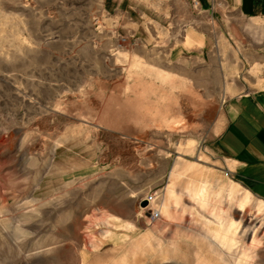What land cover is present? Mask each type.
Returning <instances> with one entry per match:
<instances>
[{
	"label": "rangeland",
	"instance_id": "obj_1",
	"mask_svg": "<svg viewBox=\"0 0 264 264\" xmlns=\"http://www.w3.org/2000/svg\"><path fill=\"white\" fill-rule=\"evenodd\" d=\"M208 6L0 0V264H264L216 143L264 91V18Z\"/></svg>",
	"mask_w": 264,
	"mask_h": 264
},
{
	"label": "crops",
	"instance_id": "obj_2",
	"mask_svg": "<svg viewBox=\"0 0 264 264\" xmlns=\"http://www.w3.org/2000/svg\"><path fill=\"white\" fill-rule=\"evenodd\" d=\"M208 4L209 13L264 18V0H208ZM234 103V114L216 139L217 150L234 164L232 172L264 198V91L251 92Z\"/></svg>",
	"mask_w": 264,
	"mask_h": 264
},
{
	"label": "built area",
	"instance_id": "obj_3",
	"mask_svg": "<svg viewBox=\"0 0 264 264\" xmlns=\"http://www.w3.org/2000/svg\"><path fill=\"white\" fill-rule=\"evenodd\" d=\"M155 201V196H153V195H151V196H149V198H148V200H147V202H148V204L149 203H153ZM159 218V211L158 210H154L153 211V215H152V221H155V220H157Z\"/></svg>",
	"mask_w": 264,
	"mask_h": 264
},
{
	"label": "water",
	"instance_id": "obj_4",
	"mask_svg": "<svg viewBox=\"0 0 264 264\" xmlns=\"http://www.w3.org/2000/svg\"><path fill=\"white\" fill-rule=\"evenodd\" d=\"M144 205H146V203H144Z\"/></svg>",
	"mask_w": 264,
	"mask_h": 264
}]
</instances>
